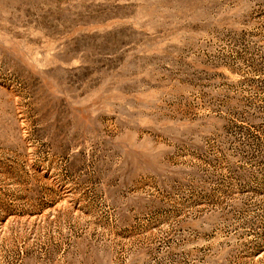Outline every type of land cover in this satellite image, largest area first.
<instances>
[{
    "label": "rangeland",
    "instance_id": "1",
    "mask_svg": "<svg viewBox=\"0 0 264 264\" xmlns=\"http://www.w3.org/2000/svg\"><path fill=\"white\" fill-rule=\"evenodd\" d=\"M0 264H264V0H0Z\"/></svg>",
    "mask_w": 264,
    "mask_h": 264
}]
</instances>
